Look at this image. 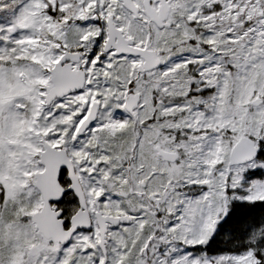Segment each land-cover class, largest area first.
I'll use <instances>...</instances> for the list:
<instances>
[{"label": "snow or ice", "instance_id": "1", "mask_svg": "<svg viewBox=\"0 0 264 264\" xmlns=\"http://www.w3.org/2000/svg\"><path fill=\"white\" fill-rule=\"evenodd\" d=\"M0 264H264V0H0Z\"/></svg>", "mask_w": 264, "mask_h": 264}]
</instances>
